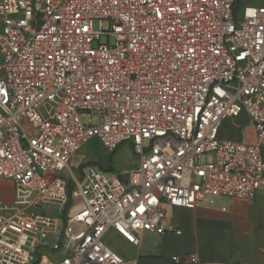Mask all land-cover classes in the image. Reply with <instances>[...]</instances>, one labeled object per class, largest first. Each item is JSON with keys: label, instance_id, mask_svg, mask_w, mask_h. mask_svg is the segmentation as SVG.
<instances>
[{"label": "built area", "instance_id": "2783aa9c", "mask_svg": "<svg viewBox=\"0 0 264 264\" xmlns=\"http://www.w3.org/2000/svg\"><path fill=\"white\" fill-rule=\"evenodd\" d=\"M260 2L0 0V264H137L107 235L137 246L167 206L264 190ZM90 139L137 163L74 172Z\"/></svg>", "mask_w": 264, "mask_h": 264}, {"label": "crops", "instance_id": "0c3cea01", "mask_svg": "<svg viewBox=\"0 0 264 264\" xmlns=\"http://www.w3.org/2000/svg\"><path fill=\"white\" fill-rule=\"evenodd\" d=\"M240 120L246 125V140L253 142L252 124L244 116ZM235 124L234 119L224 121L221 135L243 138ZM100 151L104 159L96 163L109 166V155ZM0 198L12 200L8 181L0 180ZM165 227L160 234L144 232L137 246L121 238H114L113 246L124 257L136 256L137 264H264V190L253 199L219 196L193 208L167 206Z\"/></svg>", "mask_w": 264, "mask_h": 264}, {"label": "rangeland", "instance_id": "374dc122", "mask_svg": "<svg viewBox=\"0 0 264 264\" xmlns=\"http://www.w3.org/2000/svg\"><path fill=\"white\" fill-rule=\"evenodd\" d=\"M260 4L264 5V0H261ZM102 25L103 28L107 27V22L105 20H102V22L98 19L93 21V27L94 29H98L99 26ZM101 41H104V38H101ZM227 130V126L225 128ZM246 130V125H244L243 132ZM100 146L94 143V139H90L88 143L84 144L80 150H78L73 157L71 158V164L77 166L76 169H74V172L79 171L80 164H83L85 161L89 160H102L104 159V156L101 154ZM109 158V166H113L115 169L119 171H127L131 167H133L137 163V156L133 153L132 147L128 142L122 143L119 148L111 153V155L108 156ZM103 163V161L101 162ZM90 165V164H89ZM6 203H10L11 200L4 199ZM62 214V213H60ZM56 211H53L51 214V217L56 218L60 215ZM107 243L113 245V237L111 234H108L107 237Z\"/></svg>", "mask_w": 264, "mask_h": 264}, {"label": "trees", "instance_id": "16d2710c", "mask_svg": "<svg viewBox=\"0 0 264 264\" xmlns=\"http://www.w3.org/2000/svg\"><path fill=\"white\" fill-rule=\"evenodd\" d=\"M94 143H95V141H94ZM98 146H99V145H98ZM109 155H111V154H109ZM87 163H88V164H90V160H89V161H87ZM110 167H112V166H110Z\"/></svg>", "mask_w": 264, "mask_h": 264}]
</instances>
